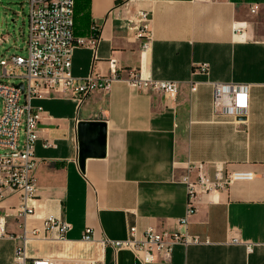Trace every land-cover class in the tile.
Returning a JSON list of instances; mask_svg holds the SVG:
<instances>
[{
    "label": "crops",
    "instance_id": "0c3cea01",
    "mask_svg": "<svg viewBox=\"0 0 264 264\" xmlns=\"http://www.w3.org/2000/svg\"><path fill=\"white\" fill-rule=\"evenodd\" d=\"M140 12L150 14L153 43L147 51L138 37ZM74 31L100 40L95 49L75 50L73 76L109 77L114 60L119 80L81 105L54 91L33 101L42 110L37 196L28 202L33 213L26 220L19 217L18 196L0 203L6 224L0 264H13L25 223L40 234L26 244L30 258L141 264L132 250L115 252L102 242L125 241L134 226L139 240L149 227L183 233L178 221L187 215L188 193L182 178L190 162L211 172L214 166L250 172L253 179L202 194L187 228L200 243L176 245L170 260L154 264H264V0H130L123 6L118 0H76ZM27 41L15 54H27ZM5 42L0 37V46ZM203 64L208 74L201 72ZM133 71L147 80L178 82L176 97L131 87L126 80ZM215 84L248 85L247 114L216 109ZM80 122L107 125L105 157L88 158L84 170ZM49 216L71 225L63 240L45 239ZM88 228L93 241L84 243Z\"/></svg>",
    "mask_w": 264,
    "mask_h": 264
},
{
    "label": "built area",
    "instance_id": "2783aa9c",
    "mask_svg": "<svg viewBox=\"0 0 264 264\" xmlns=\"http://www.w3.org/2000/svg\"><path fill=\"white\" fill-rule=\"evenodd\" d=\"M130 0H118V6ZM29 4V31L27 54H13L0 57V203L18 196L21 201L19 217L26 220L33 208L28 202L37 196L38 181L35 175L38 161L35 148L39 136L41 108H35L33 101L43 98L45 91L69 93L81 105L96 91L108 92L112 84L119 80L116 62L111 61L112 75L99 77L90 75L75 78L72 74V58L79 47L97 48L100 36L89 40L75 36V0H27ZM256 12V6L251 7ZM150 14L140 12L137 16L138 37L143 41L142 50L147 51L153 43L149 29ZM201 72L208 74V64L201 65ZM22 80L24 89L18 84L5 80ZM127 83L141 91L163 93L175 98L178 82L169 80L143 79L138 71H133ZM192 91H196L193 84ZM249 86L240 84H215L214 106L222 114L245 116ZM21 132L23 138L21 141ZM46 147H50L47 143ZM182 182L187 187V215L178 223L184 232L173 234L149 227L142 240L137 238V227L130 228V238L125 241L105 240L115 252L120 249L132 250L141 264H154L170 260L174 246L200 243L198 237L187 234L188 217L196 212V203L202 194L224 191L235 181L252 180L250 172H229L224 166H214L208 171L204 163H188ZM71 225L49 216L45 221L44 236L47 240H63ZM6 235L5 218H0V237ZM38 230L24 226L23 246L17 248L13 264H96V258L36 257L30 258L26 251L28 241L39 238ZM54 236H57L56 238ZM93 241L92 230L88 228L84 243ZM249 250H252L250 245Z\"/></svg>",
    "mask_w": 264,
    "mask_h": 264
},
{
    "label": "rangeland",
    "instance_id": "374dc122",
    "mask_svg": "<svg viewBox=\"0 0 264 264\" xmlns=\"http://www.w3.org/2000/svg\"><path fill=\"white\" fill-rule=\"evenodd\" d=\"M29 10L27 0H0V37L6 39L0 46V57L17 53V48L28 38ZM5 81L11 84L20 83V80L16 79ZM1 115L2 106L0 117Z\"/></svg>",
    "mask_w": 264,
    "mask_h": 264
},
{
    "label": "water",
    "instance_id": "95a60500",
    "mask_svg": "<svg viewBox=\"0 0 264 264\" xmlns=\"http://www.w3.org/2000/svg\"><path fill=\"white\" fill-rule=\"evenodd\" d=\"M24 89V84L18 85ZM79 164L84 170L88 158H104L107 148V125L105 122H80L78 125Z\"/></svg>",
    "mask_w": 264,
    "mask_h": 264
},
{
    "label": "trees",
    "instance_id": "16d2710c",
    "mask_svg": "<svg viewBox=\"0 0 264 264\" xmlns=\"http://www.w3.org/2000/svg\"><path fill=\"white\" fill-rule=\"evenodd\" d=\"M75 5H76V0H75ZM76 36V35H75ZM77 37V36H76ZM77 38H80V37H77Z\"/></svg>",
    "mask_w": 264,
    "mask_h": 264
}]
</instances>
